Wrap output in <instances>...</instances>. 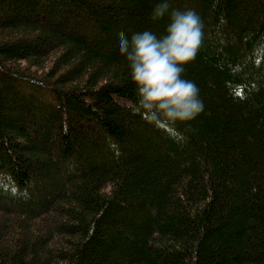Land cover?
<instances>
[{
    "label": "trees",
    "instance_id": "1",
    "mask_svg": "<svg viewBox=\"0 0 264 264\" xmlns=\"http://www.w3.org/2000/svg\"><path fill=\"white\" fill-rule=\"evenodd\" d=\"M162 2L0 0V264H264V0H168L203 25L174 124L118 48Z\"/></svg>",
    "mask_w": 264,
    "mask_h": 264
},
{
    "label": "clouds",
    "instance_id": "2",
    "mask_svg": "<svg viewBox=\"0 0 264 264\" xmlns=\"http://www.w3.org/2000/svg\"><path fill=\"white\" fill-rule=\"evenodd\" d=\"M166 14L170 22L165 35L145 31L129 38L121 32L118 48L137 87L138 114L155 113L158 120L174 124L195 119L203 110L197 86L182 75L183 66L196 57L203 25L194 11L171 9L168 0L155 6L152 18Z\"/></svg>",
    "mask_w": 264,
    "mask_h": 264
}]
</instances>
